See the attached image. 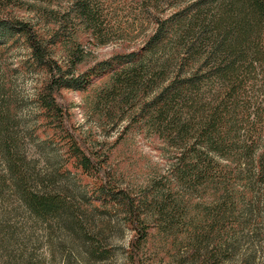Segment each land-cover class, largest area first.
Masks as SVG:
<instances>
[{
  "label": "trees",
  "instance_id": "1",
  "mask_svg": "<svg viewBox=\"0 0 264 264\" xmlns=\"http://www.w3.org/2000/svg\"><path fill=\"white\" fill-rule=\"evenodd\" d=\"M134 2L153 14L143 45L75 75L82 54L74 36L108 32L113 0H69L63 11L57 9L60 0H0V53L22 48L21 68L46 76L33 98V131L61 152L51 174L36 172L10 132L15 110L5 112L0 104V193L8 187L31 218L63 225L93 259H107L108 252L82 228L85 209L116 211L134 233L127 250L131 264L152 232L177 235L186 229L197 240L204 231L210 237L240 229L238 181L264 186V0ZM25 3L56 4V11L36 10L56 25L51 36L43 38L30 23L6 16ZM59 44L69 46L76 59L68 67L52 56ZM103 77L96 107L136 110L130 125L156 139L165 157L163 174L137 190L116 186L105 176L104 161L67 130L60 92L84 91ZM66 182L71 190L57 185ZM197 193L212 201L200 208L199 221L189 214L190 208L196 212L189 196Z\"/></svg>",
  "mask_w": 264,
  "mask_h": 264
},
{
  "label": "rangeland",
  "instance_id": "2",
  "mask_svg": "<svg viewBox=\"0 0 264 264\" xmlns=\"http://www.w3.org/2000/svg\"><path fill=\"white\" fill-rule=\"evenodd\" d=\"M68 1L60 0L57 9L65 10ZM45 7L56 11V4L48 7L25 3L21 8H9L6 16L30 23L39 35L48 38L56 25L40 14ZM109 9L114 13L109 19L108 32L93 36L79 31L74 36L82 54L81 62L74 66L75 75L116 55L138 50L150 35L151 9L143 11L134 0H113ZM70 53L69 46L59 44L52 56L59 65L68 67L70 60L76 61ZM25 58V50L19 47L0 53V104L5 112L15 110L10 132L20 142L30 166L45 176L59 163L61 152L57 146L47 147L41 142L43 135L33 131L38 118L33 98L46 76L22 69ZM104 79H94L84 91L60 92L67 112V130L86 152L104 161L105 176L109 175L116 186L137 190L150 178L163 174L165 157L156 139L130 125L136 110L122 107L109 111L104 105L96 107L95 97L104 87ZM3 169L0 158V177ZM238 182L237 216L244 222L240 229H226L222 235L214 233L210 237H205L204 231L197 240L186 229L177 235L152 232L138 255L137 264H214L220 258L221 264H264V186ZM57 185L71 190L69 182ZM77 200L81 202L79 197ZM189 202L196 204V212L189 209L190 216L199 221L200 208L203 210L212 201L197 193L189 196ZM92 206L85 209L87 221L82 228L86 234L95 235L99 247L108 252L104 260L91 258L83 242L57 221L43 223L31 218L6 187L0 193V264H131L127 250L134 233L123 225L116 211L107 213Z\"/></svg>",
  "mask_w": 264,
  "mask_h": 264
}]
</instances>
